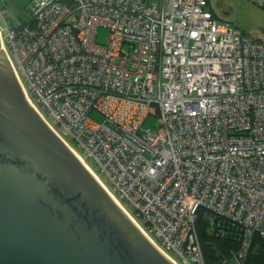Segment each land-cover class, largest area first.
<instances>
[{
  "label": "built area",
  "instance_id": "1",
  "mask_svg": "<svg viewBox=\"0 0 264 264\" xmlns=\"http://www.w3.org/2000/svg\"><path fill=\"white\" fill-rule=\"evenodd\" d=\"M31 1L19 24L0 8L31 103L176 263L206 264L200 208L243 228L242 263L264 237V41L209 0Z\"/></svg>",
  "mask_w": 264,
  "mask_h": 264
},
{
  "label": "water",
  "instance_id": "2",
  "mask_svg": "<svg viewBox=\"0 0 264 264\" xmlns=\"http://www.w3.org/2000/svg\"><path fill=\"white\" fill-rule=\"evenodd\" d=\"M0 264H178L31 103L1 37Z\"/></svg>",
  "mask_w": 264,
  "mask_h": 264
},
{
  "label": "rangeland",
  "instance_id": "3",
  "mask_svg": "<svg viewBox=\"0 0 264 264\" xmlns=\"http://www.w3.org/2000/svg\"><path fill=\"white\" fill-rule=\"evenodd\" d=\"M32 6L31 0H0V8L4 9V15L9 23L19 24L30 17ZM210 7L221 18L228 22L238 31L248 33L251 36L264 41V5L254 0H210ZM0 25H4L3 16L0 14ZM109 28L100 26L96 36L97 41L107 43L109 37ZM26 82V81H25ZM92 116L98 120H103L104 116L93 111ZM159 124L158 116L151 115L145 121V126L150 127ZM89 165L106 181V176L100 170L98 163L94 158L86 156ZM124 205L133 213L135 208L128 199H123ZM142 221V218L139 217ZM223 264H239L232 257ZM248 264H255L254 260H249Z\"/></svg>",
  "mask_w": 264,
  "mask_h": 264
},
{
  "label": "trees",
  "instance_id": "4",
  "mask_svg": "<svg viewBox=\"0 0 264 264\" xmlns=\"http://www.w3.org/2000/svg\"><path fill=\"white\" fill-rule=\"evenodd\" d=\"M28 19H31V14ZM196 223L206 264H223L231 257L236 259L235 254L243 240V228L240 225L204 208L199 209ZM249 260L264 264V237L258 233H255L243 262L238 263L248 264Z\"/></svg>",
  "mask_w": 264,
  "mask_h": 264
},
{
  "label": "bare ground",
  "instance_id": "5",
  "mask_svg": "<svg viewBox=\"0 0 264 264\" xmlns=\"http://www.w3.org/2000/svg\"><path fill=\"white\" fill-rule=\"evenodd\" d=\"M78 156H80V155H78ZM80 158L83 160V162H85V164L94 172V174H96V172L94 171V169L89 165V163L86 161V160H84L83 159V157H81L80 156ZM96 176H97V174H96ZM98 177V176H97ZM99 178V177H98ZM118 201V200H117ZM119 202V201H118ZM119 204H121L122 205V203L121 202H119ZM126 209V208H125ZM127 210V209H126ZM128 211V210H127ZM129 212V211H128ZM130 213V212H129ZM131 214V213H130ZM131 216L133 217V215L131 214ZM134 218V217H133ZM134 220L136 221V219L134 218ZM137 222V221H136Z\"/></svg>",
  "mask_w": 264,
  "mask_h": 264
}]
</instances>
